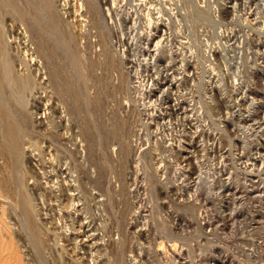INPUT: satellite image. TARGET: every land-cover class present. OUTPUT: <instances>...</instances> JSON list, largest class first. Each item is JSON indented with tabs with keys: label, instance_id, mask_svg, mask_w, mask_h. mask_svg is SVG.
<instances>
[{
	"label": "rangeland",
	"instance_id": "rangeland-1",
	"mask_svg": "<svg viewBox=\"0 0 264 264\" xmlns=\"http://www.w3.org/2000/svg\"><path fill=\"white\" fill-rule=\"evenodd\" d=\"M67 3L0 0V260L264 264V0Z\"/></svg>",
	"mask_w": 264,
	"mask_h": 264
},
{
	"label": "bare ground",
	"instance_id": "bare-ground-1",
	"mask_svg": "<svg viewBox=\"0 0 264 264\" xmlns=\"http://www.w3.org/2000/svg\"><path fill=\"white\" fill-rule=\"evenodd\" d=\"M46 1H47V0H46ZM59 1H60V0H59ZM61 1H62V5H63V6L68 2V0H61ZM71 1H72V0H71ZM99 1H100L101 5H105V6H106L107 3H109L110 0H99ZM112 1H113V0H112ZM46 3L48 4V8H47V9L49 10V8H50L49 5H52V4H49V2H46ZM46 3H45V4H46ZM140 3H141V1L139 2V4H140ZM193 3H194V2H193ZM47 4H46V5H47ZM67 4H68V3H67ZM71 4H72V3H71ZM141 4H142V3H141ZM108 5H109V4H108ZM46 7H47V6H46ZM51 7H52V6H51ZM105 8H106V10H107V14H106V15H108V16L110 17V16H111L110 14L112 13V8L109 7V6H107V7H105ZM156 8H158V7H156ZM156 8H155V9H156ZM52 9H53V8H52ZM52 9H51L50 11H52ZM156 10H157V9H156ZM199 10H200V9H199ZM46 11H47V10H46ZM50 11H49V12H50ZM158 11H159V13H160V10L153 11V7H148L147 14H148V15H152V13H154V12H158ZM54 12H55V11H54ZM105 12H106V11H105ZM214 15H215V14H214ZM50 16H51V15H50ZM52 17H53V16H52ZM53 21H54V20H53ZM60 21H61V20H60ZM65 22H66V21H65ZM153 23H154V22H152V20H151L150 17H149V31H151V30H152V31L148 33V36L146 37V42H145V43L150 47L151 43L154 42L153 47H152V49H150V51H151V50H155V46H156V44H157L158 41H159V40H155V39H156V36H157V34H156L157 30H155L154 27H155V25L157 26V24L153 25ZM156 23H157V22H156ZM58 25H59V24H58ZM248 25H249V24H248ZM248 25H247V26H248ZM248 27H249V26H248ZM246 31H247V30H246ZM248 34H249V33H248ZM256 34H257V33H256ZM259 36H260V35H259ZM259 36H258V37H259ZM227 37H228V36H227ZM247 37H248V36H247ZM251 37H252V35H251ZM244 38H245V37H244ZM236 39H237V38H236ZM238 40H239V39H238ZM235 41H236V40H235ZM239 41H240V40H239ZM260 41H261V40H260ZM115 42H116V41H115ZM261 43H262V42H261ZM262 44H263V43H262ZM120 45H121V44H120ZM121 46H122V45H121ZM145 46H146V45H145ZM121 48H122V47H121ZM121 48H120V49H121ZM147 48H148V47H147ZM147 48H146V49H147ZM250 48H251V47H250ZM148 49H149V48H148ZM239 49H240V47H239ZM121 50L124 52V47H123ZM213 50H214V49H213ZM213 50H211L210 53H212ZM263 50H264V49H263ZM122 51H121V52H122ZM238 51H239V50H238ZM258 52H259V51H258ZM208 53H209V52H208ZM149 54H150V53H149ZM244 54H245V53H244ZM150 55H151V54H150ZM208 55H209V54H208ZM209 56H210V55H209ZM206 57H207V56H206ZM38 62H39V61H38ZM36 65H37V64H36ZM138 65H139V64H138ZM261 66H262V65H261ZM193 67H194V66H193ZM141 71H142V70H141ZM137 75H138V74H137ZM134 76H135V75H134ZM150 76H151V75H150ZM144 78H145V77H144ZM144 78H142V80H141L142 82L139 83L140 86H141V87H140V92H139V93L143 95L144 92H147V93H148L147 95H149V96H150V95H153V94H154V96H156L155 93H157V92H155L156 90L154 89V87H153V88L151 87L152 84L149 82L150 80L148 81V79H144ZM152 78H153V77H152ZM162 78H163V77H162ZM137 79H138V78H137ZM174 79H175V78H174ZM233 83H235V82H233ZM20 84H21V83H20ZM139 84H137L136 86H138ZM164 85H165V84H164ZM132 86H134V85H132ZM157 86H158V85H157ZM166 86H170V85H167V84H166ZM133 88H134V87H133ZM135 88H136V87H135ZM138 88H139V87H138ZM166 88H167V87H166ZM158 89H160V88L158 87ZM163 89H164V88H163ZM175 89H176V88H175ZM135 90H136V89H135ZM138 90H139V89H138ZM166 90H167V89H166ZM157 91H158V90H157ZM159 92H160V91H158V93H159ZM163 92H164V91H163ZM172 92H173V91H172ZM241 96H242V95H241ZM140 97H141V96H139V98H140ZM169 97H170V96H169ZM169 97H168V98H169ZM175 98H176V96H175ZM172 99H173V98H172ZM151 101H152V99H151ZM139 102H140V101H139ZM171 103H172V104H169V106L171 107V105H172V108L174 107V110H175V111H177L179 108H181L180 105H178L177 102H171ZM166 106H167V105H166ZM182 107H183V106H182ZM190 107H191V106H190ZM151 108H152V107H151ZM238 108H239V107H238ZM183 109H184V108H183ZM49 110H50V109H49ZM236 110H237V109H236ZM34 112H36V111H34ZM48 112H49V111H48ZM164 112H165V111H164ZM167 112H168V111H167ZM170 112H171V111H170ZM177 113H178V112H177ZM33 114H34V113H33ZM64 114H65V113H64ZM163 114H164V113H163ZM167 114H168V113H167ZM58 115H59V114H58ZM164 115H165V114H164ZM169 115H170V114H169ZM173 115H174V114H173ZM189 115H190V114H189ZM46 116H48V115H47L46 110H45V108H44L43 111L37 116V118H38L37 120H39V121H44V118H46ZM50 116H51V115H50ZM52 116H53V115H52ZM56 116H57V115H56ZM61 116H62V115H61ZM159 116H160V115H159ZM167 116H168V115H167ZM167 116H166V118H167ZM53 117H54V116H53ZM172 117H174V116H172ZM172 117H171V118H172ZM191 117H192V116H191ZM49 118H51V117H49ZM160 118H161V117H160ZM160 118H159V119H160ZM164 118H165V117H164ZM166 118H165V119H166ZM169 118H170V117H169ZM169 118H168V119H169ZM248 118H249V117H248ZM34 119H35V118H34ZM165 119H164V120H165ZM223 119H224V118H223ZM46 120H47V119H46ZM46 120H45V121H46ZM162 120H163V119H162ZM164 120H163V121H164ZM261 120H262V119H261ZM45 121H44V122H45ZM47 121H48V120H47ZM47 121H46V123H45L46 125L44 124L45 126L48 125V124H47V123H48ZM49 121H50V120H49ZM51 121H52V120H51ZM155 121H156V120H155ZM155 121H154V122H155ZM158 121H159V120H158ZM160 121H161V119H160ZM169 121H170V120H169ZM165 122L167 123L166 120H165ZM254 122H255V119H254ZM256 122H257V121H256ZM40 123H41V122H40ZM52 123H53V122H52ZM150 123H151V122H150ZM156 123H160V122H156ZM2 124H3V123H2ZM6 124H7V123H6ZM41 124H43V123H41ZM160 124H161V123H160ZM160 124H159V125H160ZM162 124H163V123H162ZM168 124H169V122L167 123V125H168ZM163 125H164V124H163ZM165 125H166V124H165ZM167 125H166V126H167ZM170 126H171V125H170ZM52 127H53V126H52ZM171 127H172V126H171ZM260 128H261V127H260ZM10 130H12V129H10ZM201 130H202V129H201ZM8 131H9V130H8ZM4 133H5V132H4ZM9 133H11V132H9ZM155 133H156V132H155ZM136 134H137V132H136ZM136 134H135V135H136ZM12 135H13V134H12ZM12 137H13V136H12ZM188 137H189V136H188ZM136 138H138L137 135H136ZM121 139H122V138H121ZM13 140H14V139H13ZM161 140H162V139H161ZM198 140H199V139H198ZM255 140H256V139H255ZM6 141H7V140H6ZM129 141H132V143H133L132 138H131V140H129ZM178 141H179V140H178ZM256 141H257V140H256ZM1 142H2V141H1ZM155 142H156V141H155ZM163 142H164V141H163ZM10 143H11V142H10ZM137 143H138V141H137ZM119 144H120V143H119ZM123 144H124V143H123ZM126 144H127V143H126ZM129 144L131 145V143H129ZM139 144H140V143H139ZM117 145H118V144H117ZM140 145H141V144H140ZM2 146H3V145H2ZM2 146H1V149L5 150V149H4V146H3V147H2ZM74 146H75V145H74ZM154 146H155V145H154ZM157 146H158V145H157ZM168 146H169V145H168ZM176 146H177L176 149H177V148L179 149L178 146H180V145L177 144ZM134 147H137V145L135 144V146H133V148H134ZM152 147H153V146H152ZM170 147H172V146L170 145ZM180 147H181V146H180ZM199 147H200V146H199ZM46 148H47V146H46ZM117 148H118V146H117ZM119 148H120V146H119ZM164 148H165V147H164ZM214 148H215V147H214ZM124 149H125V148H124ZM168 149L170 150V148H168ZM181 149H183V148L181 147ZM81 150H82V149H81ZM112 150H113V149H112ZM119 150L121 151V149H119ZM119 150H118V151H119ZM133 150H134V149H133ZM136 150H137V149H136ZM172 150H173V149H172ZM178 151H179V150H178ZM127 152H128V151H127ZM132 152H133V151H132ZM168 152H169V151H168ZM172 152H173V151H172ZM174 152H175V151H174ZM190 152H191V151H190ZM4 153H5V152H4ZM51 153H52V152H51ZM139 153H140V152H139ZM175 153H176V152H175ZM115 154H116V153H115ZM178 154H179V156H180V152H178ZM138 155H141V154H138ZM168 155H169V154H168ZM182 155H183V154H182ZM184 155H186V154H184ZM187 155H188V154H187ZM237 156H238V155H237ZM255 156H256V155H255ZM180 157H181V156H180ZM246 157H247V156H246ZM53 158H54V156H53ZM53 158H52V159H53ZM31 159H34V158H29V163H27V164H29V166H31V167H29V168H31V170L34 171L36 175H37V174L39 175V173H40V174H42V176L44 177V180H45V183H46V184H44V185L47 186V187L45 186V189H48L47 194L49 193V195H47V194H45V195L47 196V198H49V196H53L52 198L55 199V202H54V204H53V203H51V201H50V202L47 201L48 199L46 200L45 195H44L45 200H46L47 202L50 203V204H49V203L47 204V205H48L47 207L50 208L51 205H54V206H55V204H56V206L58 207V208H56V209H58L59 211H61L63 208H62L61 205H60V199H61L60 196H61V195L63 196V194H61V188H60V187H62V186H60L61 183L58 182V178H57L58 176H56V177L54 176V177H55V180L53 179V180H54V183H53V184H49L48 182L51 180V178H50L49 175H50L51 173H48V172H50V171L47 170V171H48V172H47V171H46V168H44V167H42V169L44 168L45 171L37 170L36 165H35L36 162H35V161L32 162ZM183 159H184V157H183L182 159H180V160L183 161ZM185 159H186V157H185ZM245 159H246V158H245ZM240 160H241V159H240ZM169 161H170V160H169ZM220 161H221V160H220ZM242 161H243V160H242ZM54 162H55V161H54ZM167 162H168V161H167ZM188 162H189V161H188ZM257 162H258V161H257ZM36 164H37V163H36ZM186 164H187V163H186ZM241 164H242V163H241ZM58 165H59V164H58ZM217 165H218V164H217ZM253 165H254V164H253ZM262 165H263V164H262ZM44 166H45V165H44ZM52 167H53V166H52ZM52 167H51V168H52ZM187 167H188V166H187ZM38 168H40V167L38 166ZM51 168H49V169H51ZM53 168H55V167H53ZM181 168H182V167H181ZM216 168H217V167H216ZM55 169H57V168H55ZM218 169H219V168H218ZM51 170H53V169H51ZM179 170H180V169H179ZM249 170H251V169H249ZM164 171H165V170H164ZM187 171H188V170H187ZM192 171H193V170H192ZM192 171H191V172H192ZM230 171H231V170H230ZM131 172H132V171H131ZM179 172H180V171H179ZM123 173H124V172H123ZM175 173H176V172H175ZM52 174H53V173H52ZM193 174H194V173H193ZM225 174H226V173H225ZM53 175H54V174H53ZM61 175H62V174H61ZM134 175H135V174H134ZM136 175H137V174H136ZM136 175H135V176H136ZM181 175H182V174H181ZM228 175H229V174H228ZM40 176H41V175H40ZM59 176H60V175H59ZM186 176H187V175H186ZM54 177H53V178H54ZM63 177H64V176H63ZM218 177H219V176H218ZM213 178H214V177H213ZM242 178H243V177H242ZM183 179H184V177H183ZM183 179H182V180H183ZM215 179H216V178H215ZM188 180H189V179H188ZM220 180H221V179H220ZM140 181H141V180H140ZM183 181H184V180H183ZM216 181H217V180H216ZM260 181H261V180H260ZM41 182H42V181H41ZM135 182H136V181H135ZM195 182H196V180H195ZM254 182H255V181H254ZM257 182H258V181H257ZM39 183H40V182H39ZM50 183H51V182H50ZM59 183H60V184H59ZM140 183H141V182H140ZM244 183H245V182H244ZM66 184H67V183H66ZM125 184H126V183H125ZM135 184H136V183H135ZM184 184H185V183H184ZM9 185H10V184H9V182H8V179H7L6 177L0 175V188H1V187H4V188L7 187V188H8ZM61 185H62V184H61ZM64 185H65V184H64ZM223 185H224V184H223ZM133 186H134V185H133ZM133 186H132V187H133ZM137 186H138V185H137ZM194 186H195V185H194ZM251 186H252V185H251ZM255 186H256V185H254V187H255ZM63 187H64V186H63ZM256 187H257V186H256ZM43 188H44V187H43ZM68 188H69V187H68ZM126 188H127V187H126ZM130 188H131V187H130ZM135 188H136V187H135ZM1 189H2V188H1ZM5 189H6V188H5ZM5 189H4V190H5ZM141 189H142V188H141ZM4 190H2V191H4ZM8 190H9V189H8ZM67 190H68V189H67ZM127 190H128V189H127ZM146 190H148V189H146ZM6 191H7V190H6ZM231 191H232V190H231ZM233 191H234V190H233ZM146 192H147V191H146ZM174 192H175V191H174ZM176 192H177V191H176ZM0 193L3 194L1 191H0ZM44 193H45V191H44ZM62 193H63V192H62ZM68 193H69V192H68ZM172 193H173V192H172ZM72 194H73V193H72ZM73 196H74V195H73ZM126 196H127V195H126ZM141 196H142V195H141ZM147 196H148V195H147ZM147 196H146V197H147ZM254 196H256V195H254ZM65 197H66L67 200H69L70 198H72V195H70V196H67V195H66ZM74 197H75V196H74ZM77 197H78V196H77ZM142 197H143V196H142ZM146 197H145V198H146ZM251 197H252V196H251ZM52 198H51V199H52ZM143 198H144V197H143ZM255 198H256V197H255ZM40 199H41V198H40ZM49 199H50V198H49ZM66 199H65V200H66ZM43 200H44V199H43ZM62 200H63V199H62ZM77 200H78V199H77ZM53 201H54V200H53ZM71 201H72V200H71ZM71 201H70V202H71ZM259 201H260V200H259ZM43 202H45V201H43ZM47 202H45V204H46ZM130 202H131V201H130ZM135 202H136V201H135ZM137 202H138V201H137ZM41 203H42V202H41ZM62 203H63V202H62ZM27 204H28V203H27ZM43 204H44V203H43ZM63 204H64V203H63ZM77 204H78V202H76V201H75V202L72 201V202H71V207L74 208L75 205H77ZM130 204H131V203H130ZM133 204H134V203H133ZM258 205H259V204H258ZM41 206H42V205H41ZM54 206H53V207H54ZM43 207H44V209L47 208L46 206H43ZM53 207H52V208H53ZM68 208H69V207H68ZM131 208H132V207H131ZM131 208H130V209H131ZM139 208H140V207H139ZM141 208H142V207H141ZM64 209H65V208H64ZM78 209H79V208H78ZM1 210H2V209H0V211H1ZM49 210H51V209H49ZM49 210H48V211H49ZM65 210H66V209H65ZM68 210H69V209H68ZM144 210H145V209H144ZM38 211H39V210H38ZM42 211H43V210H42ZM51 211H52V210H51ZM62 211H63V210H62ZM150 211H151V210H150ZM63 212H64V211H63ZM129 212H130V211H129ZM136 212H137V211H136ZM44 213H47V211L44 212ZM44 213H43V214H44ZM48 213H49V212H48ZM54 213H55V212H54ZM59 213H61V212H59ZM131 213H132V212H131ZM0 214H3V213L0 212ZM43 214H41V215H43ZM146 214H147V213H146ZM44 215H45V214H44ZM44 215H43V216H44ZM204 215H205V214H204ZM46 216H47V215H46ZM6 217H7V218H6ZM49 217H51V216H49ZM53 217H54V216H53ZM60 217H61V215H60ZM0 218H1V220L3 221L5 228L7 229V232H3V231H2L3 226H0V227H2L1 230H0V232H1L0 236L2 235L1 237L4 236V237H6V238L8 237V239H9V238H11V235H10V234H13V237H16L17 234H15V231H16L17 229H16V230L13 229L12 224H13L14 222L11 223L10 216L7 215V214H6V215L4 214V215H1ZM122 218H124V217L122 216ZM135 219H136V218H135ZM203 219H204V218H203ZM251 219H252V218H251ZM124 220H125V219H124ZM127 220H128V219H127ZM252 220H253V219H252ZM59 221H60V220H59ZM201 221H202V220H201ZM50 222H51V221H50ZM50 222H47V223H50ZM53 222H54V221H53ZM60 222H61V221H60ZM86 222H87V221H86ZM206 223H208V222H206ZM209 223H210V222H209ZM142 224H143V223H142ZM200 224H201V223H200ZM210 224H211V223H210ZM0 225H2V224H0ZM52 226H53V225H52ZM93 226H94V225H93ZM208 226H209V225H208ZM56 227H57V226H56ZM127 227H128V226H127ZM252 227H253V226H252ZM39 228H40V227H39ZM37 229H38V228H37ZM3 230H4V228H3ZM146 230H147V229H146ZM4 231H5V230H4ZM90 231H91V230H90ZM63 232H64V231H63ZM35 233H36V232H35ZM59 233H60V232H59ZM87 233H88V232H87ZM89 233H90V232H89ZM147 234H148V233H147ZM28 235H29V234H28ZM57 235H58V234H57ZM87 235H88V234H87ZM24 236H25V235H24ZM59 236H60V235H59ZM4 237H3V238H4ZM26 237H27V236H26ZM3 238H0V239L2 240ZM16 238H18V237H16ZM86 238H87V237H86ZM84 239H85V238H84ZM168 239H170V238H168ZM109 240H110V239H109ZM55 241H56V240H55ZM73 241H74V240H73ZM1 242H4V244L6 243V241H0V244H1ZM9 242H10V241H9ZM20 242H21V241H20ZM75 242H76V241H75ZM169 242H170V241H169ZM251 242H252V241H251ZM251 242H250V244H251ZM141 243H142V242H141ZM244 243H245V242H244ZM4 244L2 243V247H3L2 252H4V250H5V252H9V251L11 250V248H10V246H9L10 243H6L5 245H4ZM7 244H8V245H7ZM57 244H58V243H57ZM72 244H73V242H72ZM162 245H163V244H162ZM170 245H172V244H170ZM173 245H175L174 242H173ZM259 245H260V244H259ZM71 246H72V245H71ZM96 246H97V245H96ZM164 246H165V245H164ZM2 247H0V249H1ZM23 247H24V246H23ZM72 247H73V246H72ZM170 247H171V246H170ZM172 247H173V246H172ZM176 247H177V245H176ZM158 249H159V248H158ZM160 249H161V248H160ZM162 249H163V247H162ZM23 250H24V249H23ZM170 250H171V248H170ZM179 250H180V249H179ZM0 251H1V250H0ZM142 251H143V250H142ZM172 251H173V250H172ZM11 252H12V251H11ZM156 253H157V252H156ZM180 253H181V252H180ZM5 254H6V253H5ZM22 254H23V253H22ZM142 254H143V253H142ZM169 254H170V253H169ZM175 254H176V253H175ZM76 257H77V256H76ZM32 258H33V257H32ZM171 259H172V258H171ZM23 260L25 261L26 264H32V263L29 261L30 258H29V256H28V254L26 253V251L24 252ZM169 260H170V259H169ZM29 262H30V263H29ZM136 262H137V260H136ZM136 262H135V263H136ZM152 262H153V261H152ZM167 262H168V261H167ZM15 263H16V262H15ZM161 263H162V262H161ZM0 264H14V262H13L10 258H7L6 261H5V258H4V261H1V260H0ZM126 264H127V263H126Z\"/></svg>",
	"mask_w": 264,
	"mask_h": 264
}]
</instances>
